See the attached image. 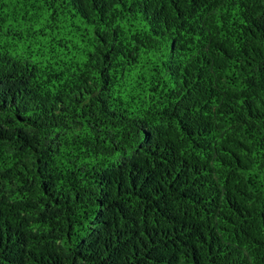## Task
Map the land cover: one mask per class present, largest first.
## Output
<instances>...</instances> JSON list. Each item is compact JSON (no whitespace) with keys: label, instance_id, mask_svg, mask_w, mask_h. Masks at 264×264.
Instances as JSON below:
<instances>
[{"label":"trees","instance_id":"trees-1","mask_svg":"<svg viewBox=\"0 0 264 264\" xmlns=\"http://www.w3.org/2000/svg\"><path fill=\"white\" fill-rule=\"evenodd\" d=\"M0 264H264V0H0Z\"/></svg>","mask_w":264,"mask_h":264}]
</instances>
